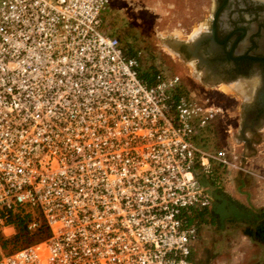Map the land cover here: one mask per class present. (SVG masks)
I'll list each match as a JSON object with an SVG mask.
<instances>
[{"label": "built area", "instance_id": "1", "mask_svg": "<svg viewBox=\"0 0 264 264\" xmlns=\"http://www.w3.org/2000/svg\"><path fill=\"white\" fill-rule=\"evenodd\" d=\"M114 0H0V235L41 240L0 264H192L201 177L240 168L195 137L226 110L149 80L105 24Z\"/></svg>", "mask_w": 264, "mask_h": 264}, {"label": "crops", "instance_id": "2", "mask_svg": "<svg viewBox=\"0 0 264 264\" xmlns=\"http://www.w3.org/2000/svg\"><path fill=\"white\" fill-rule=\"evenodd\" d=\"M223 86H228L230 89L225 90ZM258 87L259 82L256 78H244L231 83L211 85L209 95L201 86L195 90H187L200 98H209L226 110L199 131L195 137L196 143L204 145L205 147L202 148L209 150L226 148L230 157L238 162L240 167L215 164L212 176L201 177L204 187L212 195L213 205L201 210L196 216L199 222V237L192 246V264H208L205 251L208 246L202 239L203 224L207 222L208 216L209 220L215 222L213 211L218 213L219 204L224 206L221 210L230 212L229 216L240 217L238 224L225 222L229 216L221 218V222L217 224L219 228L226 230L241 225L248 238L251 241L255 240L260 247L261 255L256 259H249L244 264L264 263V121L256 125L254 120L259 105L255 97ZM244 117L247 118L245 125L242 124ZM237 211L239 213H235ZM249 214L257 217V227L246 217ZM259 226L262 232L257 236L254 230ZM214 247H217L216 243ZM241 262L243 261L240 258L233 256L228 264H241Z\"/></svg>", "mask_w": 264, "mask_h": 264}, {"label": "rangeland", "instance_id": "3", "mask_svg": "<svg viewBox=\"0 0 264 264\" xmlns=\"http://www.w3.org/2000/svg\"><path fill=\"white\" fill-rule=\"evenodd\" d=\"M212 4L211 0H114L104 15L103 27L119 37L127 53L142 52L141 70L145 77L152 79L156 69L177 73L183 79L184 89L195 90L200 86L198 76L190 66L182 64L165 39L183 38L191 30H200L212 14ZM201 87L210 94L208 85ZM206 221L202 239L208 246V264H228L233 256L244 264L261 255L259 245L248 238L241 225L221 230L209 216Z\"/></svg>", "mask_w": 264, "mask_h": 264}, {"label": "flooded vegetation", "instance_id": "4", "mask_svg": "<svg viewBox=\"0 0 264 264\" xmlns=\"http://www.w3.org/2000/svg\"><path fill=\"white\" fill-rule=\"evenodd\" d=\"M212 14L203 27L179 38L175 48L173 39L169 47L175 50L184 66H190L198 76L200 86L231 83L244 78H256V125L264 121V0H211ZM188 80V79H187ZM183 82V79H182ZM225 90L230 87L223 86ZM247 123L244 117L242 124ZM213 205V203H212ZM216 224L221 222L219 213L213 211ZM246 217L252 225L257 217ZM240 223V217L231 215L225 219ZM255 227V226H254ZM261 235L262 228L254 230Z\"/></svg>", "mask_w": 264, "mask_h": 264}, {"label": "trees", "instance_id": "5", "mask_svg": "<svg viewBox=\"0 0 264 264\" xmlns=\"http://www.w3.org/2000/svg\"><path fill=\"white\" fill-rule=\"evenodd\" d=\"M156 71L157 69L155 70V72ZM28 218H29L28 214H25L22 216L20 213H17V212L13 213V215L11 216L10 222L15 223V227H16L15 232L6 237L0 235L2 245L5 248V250L12 251V250L18 249L19 247L23 245L41 240L48 234V231L44 223H42L34 231H29L26 226V220Z\"/></svg>", "mask_w": 264, "mask_h": 264}, {"label": "water", "instance_id": "6", "mask_svg": "<svg viewBox=\"0 0 264 264\" xmlns=\"http://www.w3.org/2000/svg\"><path fill=\"white\" fill-rule=\"evenodd\" d=\"M167 42H168V44H169V42H170V40H172V39H170V38H166L165 39ZM173 46L176 48L177 47V45H178V43H179V39L178 38H173ZM221 207H224L222 204H219L218 205V210H217V212L218 213H220V215H221V218L222 219H224V218H226V217H228L229 216V214H230V212L229 213H226L224 210H221ZM233 207V206H232ZM235 209H237L236 207H235ZM235 213H239V211H237V212H235Z\"/></svg>", "mask_w": 264, "mask_h": 264}]
</instances>
